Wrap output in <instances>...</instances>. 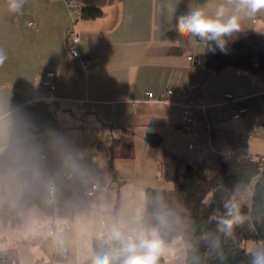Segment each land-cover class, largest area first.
Wrapping results in <instances>:
<instances>
[{
    "label": "crops",
    "instance_id": "obj_1",
    "mask_svg": "<svg viewBox=\"0 0 264 264\" xmlns=\"http://www.w3.org/2000/svg\"><path fill=\"white\" fill-rule=\"evenodd\" d=\"M224 2L106 0L100 18L84 20L70 13L65 0H25L22 14L9 12L8 0H0V49L8 57L0 67V250L16 249L22 259L45 251L62 261L58 257L64 259V253L55 248L47 229L53 226L56 232L64 200L71 208L68 221L84 212L86 218L93 217L92 233L105 234L109 229L98 226L99 213L109 209V202H115L116 211L124 179H144L151 188L157 184L153 179L163 148L149 146L147 133L159 135L164 148L186 158L200 159L210 152L198 111L197 121L183 127L179 106L147 99L145 92L156 99L167 89L185 88V94L173 98L208 105L214 149L245 145L253 155L263 153L264 85L236 68L215 73L194 66L192 60L204 53V44L181 36L174 27L195 8L214 16ZM256 17L263 21L260 28ZM70 27L80 36L81 54L91 61L85 69L66 50ZM241 31L264 35V12L244 18ZM45 71L54 73V95L61 100L55 119L50 112L57 105L38 100L39 76ZM226 93L246 108L242 118H231ZM80 101L82 115L77 112ZM249 119L257 123L255 132L250 133ZM113 139L118 144L111 151ZM44 168L53 178L57 215L51 218L35 202L34 186ZM64 171L111 190L86 198L79 184L62 179Z\"/></svg>",
    "mask_w": 264,
    "mask_h": 264
},
{
    "label": "trees",
    "instance_id": "obj_2",
    "mask_svg": "<svg viewBox=\"0 0 264 264\" xmlns=\"http://www.w3.org/2000/svg\"><path fill=\"white\" fill-rule=\"evenodd\" d=\"M72 1L79 8L78 17L84 20L100 18L106 4V0ZM195 39L205 49L192 60L194 66L215 73L236 68L254 75L264 85V35L234 33L225 38L223 52L214 42ZM261 124L264 129V121ZM145 141L151 147L163 148L157 171L172 188H146L138 215L140 227L156 228L166 245L179 238L185 248V264H252L253 254L258 251L247 250L245 244L261 243L264 251V162L211 152L200 159L186 158L164 148L162 138L155 133H147ZM117 144L118 139H113L110 150ZM34 193L43 214L55 217L53 194L47 193L43 178L34 186ZM225 204L235 205L241 217L230 231H221L219 226L227 213ZM54 229L49 227L47 236L58 249L59 237H55ZM49 230L53 231L52 237ZM119 247L115 234H104L101 239H93L92 256ZM164 262L162 256L160 264ZM0 264H20L16 249L0 250ZM83 264H91V259Z\"/></svg>",
    "mask_w": 264,
    "mask_h": 264
},
{
    "label": "clouds",
    "instance_id": "obj_3",
    "mask_svg": "<svg viewBox=\"0 0 264 264\" xmlns=\"http://www.w3.org/2000/svg\"><path fill=\"white\" fill-rule=\"evenodd\" d=\"M25 0H8V11L21 13ZM264 12V0H225L216 7L214 16L208 15L204 8H195L181 15L175 24V30L183 37L199 38L203 42H214L223 52L226 37L241 31L244 18L255 17ZM8 59L0 49V67ZM227 213L219 221L221 231H230L241 222L235 205L225 204ZM115 236L120 240L119 249H109L94 254L91 264H160L165 255L166 244L156 228L142 229L134 236ZM252 264H264V251L253 254Z\"/></svg>",
    "mask_w": 264,
    "mask_h": 264
},
{
    "label": "rangeland",
    "instance_id": "obj_4",
    "mask_svg": "<svg viewBox=\"0 0 264 264\" xmlns=\"http://www.w3.org/2000/svg\"><path fill=\"white\" fill-rule=\"evenodd\" d=\"M255 21H257V28H260L263 21L261 19L259 21L257 17ZM247 125L250 127V133L253 132V130L255 132L256 127H258L256 121L253 119H249ZM229 128L238 131L241 130L240 125H232ZM260 149L263 152L261 155H264V144ZM124 180L125 183L121 187L119 193L120 195L116 211H114L115 202L112 204L109 202V209L103 208L104 211L102 210L101 213H99L100 217H98L97 220L98 226L100 228L106 226L109 229L105 234H115L116 232H119L120 234L131 233L134 236L143 229L140 227L138 215L143 208L144 191L146 188L151 187L149 183L144 184V179L138 180L130 177ZM153 180V184H156L157 182L156 185H153L156 189L170 190L172 188L171 183L166 182L159 177L157 166L155 179ZM140 182L142 183L140 184ZM70 209L71 208H68L66 200H64L60 208V214L63 215V218L60 220L59 224H56V222L54 223L57 228L55 237H59V249L64 253V260L56 261L48 256L47 252L43 251L42 255L38 254L34 256L35 254L31 255L29 253L23 259L18 257L21 264H37L40 260H43L45 264H83L91 259L92 240L97 232L92 233V228L95 224L93 217L89 216L86 218L84 212H79L74 215V217L72 215V219L68 221V218H71ZM72 220H74L73 226L71 224ZM65 228L70 230H66ZM109 231L111 233H109ZM245 248L250 251H263L261 243L256 242H247ZM164 259V264H185V248L179 238L174 239L170 244L166 245Z\"/></svg>",
    "mask_w": 264,
    "mask_h": 264
},
{
    "label": "built area",
    "instance_id": "obj_5",
    "mask_svg": "<svg viewBox=\"0 0 264 264\" xmlns=\"http://www.w3.org/2000/svg\"><path fill=\"white\" fill-rule=\"evenodd\" d=\"M67 7L70 13L74 16L79 15V8L77 4L72 0H65ZM66 39H65V47L66 50L76 59H78L80 66L85 69L90 66L91 61L88 57L81 54L79 50V43H80V36L75 30L74 27H70L65 31ZM54 73L52 71H45L40 74L39 82H38V89L40 91L39 101L42 102H51L57 105V110H52L50 112V117L52 119L56 118L57 111L61 110V100L54 95L55 92V83H54ZM187 91L185 88H176V89H167L158 97H154L152 92H145V97L147 99H154L156 102L159 103H167L172 105H177L181 108V121L183 127H189L195 121H197V117L195 113L198 111L201 116V120L203 123L204 128L207 131V145L209 151L217 156H225L227 158L233 157H240V158H248L255 162H264V156L261 155H253L249 152L248 147L245 145H241L236 148H229L225 151H220L214 149L209 141L211 125L206 114L207 104L204 102H197L191 100H181L177 101L173 98L175 94H185ZM225 103L228 104L230 108V116L232 119H240L246 112V108L240 104V99L235 97L232 93L225 94ZM78 104V114H83V108L81 107V101ZM49 144L54 145L52 140L48 141ZM190 148H193L192 145H189ZM42 158L44 155L41 156ZM61 177L64 181L67 182H75V184H79L82 188V191L86 198H91L97 195H104L108 193L111 189L108 185L100 184L97 182L86 181V180H78L72 172L64 171L61 173ZM42 178L46 183V190L49 196L53 194V178L51 171L47 170L46 168L42 171ZM56 211V210H55ZM48 234L50 237L53 236V231L49 230ZM103 233H98L97 238L101 239L103 237ZM122 236H130L128 234H124Z\"/></svg>",
    "mask_w": 264,
    "mask_h": 264
}]
</instances>
